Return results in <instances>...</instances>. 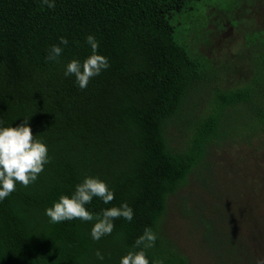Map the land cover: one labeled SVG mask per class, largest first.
<instances>
[{
    "label": "trees",
    "instance_id": "trees-1",
    "mask_svg": "<svg viewBox=\"0 0 264 264\" xmlns=\"http://www.w3.org/2000/svg\"><path fill=\"white\" fill-rule=\"evenodd\" d=\"M195 1L55 0L48 8L41 0H0V120L16 127L28 118L50 159L34 183H17L0 201V264H119L145 228L157 236L144 249L150 264H191L163 230L170 197L206 169L214 143L264 131L263 48L255 76L215 88L186 145L172 146L169 127L185 117V103L206 75L203 59L178 40L172 22ZM89 34L110 67L81 89L65 71L91 54ZM60 37L68 45H60L58 60H46ZM235 108L246 109L250 121L233 119ZM89 175L114 192L109 204L93 197L85 205L94 216L124 202L133 209L131 221L115 219L99 241L91 237L95 220L52 223L46 215Z\"/></svg>",
    "mask_w": 264,
    "mask_h": 264
},
{
    "label": "rangeland",
    "instance_id": "rangeland-1",
    "mask_svg": "<svg viewBox=\"0 0 264 264\" xmlns=\"http://www.w3.org/2000/svg\"><path fill=\"white\" fill-rule=\"evenodd\" d=\"M190 6L172 22L178 40L203 59L206 75L191 91L185 117L169 127L177 149L186 145L192 120L210 110L215 88L255 76L264 48V0H199ZM230 115L250 121L246 109ZM163 230L191 264H264V131L214 143L206 169L170 197Z\"/></svg>",
    "mask_w": 264,
    "mask_h": 264
},
{
    "label": "clouds",
    "instance_id": "clouds-1",
    "mask_svg": "<svg viewBox=\"0 0 264 264\" xmlns=\"http://www.w3.org/2000/svg\"><path fill=\"white\" fill-rule=\"evenodd\" d=\"M41 4L48 8H55V0H41ZM86 41L91 47V54L83 62L78 59L71 60L66 65L65 71V76L75 77L81 89L87 87L91 78L110 67L107 57L98 52L99 44L95 36L89 34ZM60 45H68L66 37H60V43L50 47L46 60H58L63 52ZM2 125L3 121L0 120V201L16 190L17 183L24 187L34 183L43 172L44 166L50 162L47 145L35 138L28 124V118L16 127ZM93 197H98L105 204H109L114 199V192L109 189L106 181L99 177L85 176L82 182L75 186L71 195L61 194L58 201L46 209V215L52 223L73 219L95 220L91 229V237L95 241L112 233L115 219L120 217L128 221L133 219V209L127 202L119 207L104 209L101 214L94 216L85 207L92 202ZM156 240L157 236L152 229L145 228L143 234L135 241L134 250L122 256L119 264H150L144 249L154 247ZM96 256L99 260L104 259L99 250ZM155 264H163V262L156 261Z\"/></svg>",
    "mask_w": 264,
    "mask_h": 264
}]
</instances>
